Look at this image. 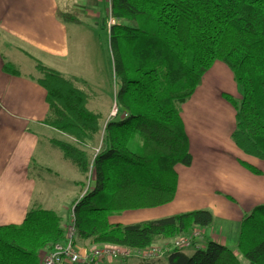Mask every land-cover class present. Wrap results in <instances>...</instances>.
Segmentation results:
<instances>
[{
    "label": "trees",
    "instance_id": "16d2710c",
    "mask_svg": "<svg viewBox=\"0 0 264 264\" xmlns=\"http://www.w3.org/2000/svg\"><path fill=\"white\" fill-rule=\"evenodd\" d=\"M110 11L119 22L108 40L117 86L114 117L104 124L87 108L92 90L82 80L38 64L36 82L49 106L43 124L70 138L50 143L76 166L83 187L89 179L72 208L76 243L139 250L213 222L208 210L129 225L111 224L108 217L174 199L176 167L192 161L180 106L215 62L229 68L240 92L239 100L221 95L235 110L231 140L243 154L264 161V0H110ZM57 17L77 22L70 11ZM3 71L18 74L10 64ZM90 144L98 145L97 153H89ZM65 229L55 212L31 207L20 225L0 226V264H40L42 251L65 240ZM237 252L249 264H264V206L244 216ZM168 264L241 263L227 247L208 242L190 256L170 251Z\"/></svg>",
    "mask_w": 264,
    "mask_h": 264
},
{
    "label": "crops",
    "instance_id": "0c3cea01",
    "mask_svg": "<svg viewBox=\"0 0 264 264\" xmlns=\"http://www.w3.org/2000/svg\"><path fill=\"white\" fill-rule=\"evenodd\" d=\"M59 11L74 13L77 22H63L57 17ZM110 13V0H0V226L20 225L27 211L37 206L60 216L65 229L72 206L87 190L89 179L83 187L84 179L76 166L50 143L51 139L69 137L43 124L49 106L45 89L36 82L41 77L37 65L86 83L92 90L87 108L102 115L98 95L103 81L97 72L83 70L71 52L70 33L80 36L83 29L99 26L108 41ZM4 64L13 66L18 74L4 72ZM112 81L115 84L113 69ZM233 90L237 93L231 94ZM115 93L116 89L112 107ZM223 93L240 99L229 68L215 62L191 98L180 106L192 161L190 166L176 167L174 199L159 207L111 215L109 223L129 225L208 210L212 224L194 228L200 237L183 253L190 256L208 242H215L238 255L244 216L264 206V161L243 154L232 142L235 110L222 98ZM111 106L108 115H102L104 124L111 119ZM93 145L86 149L95 154L98 145ZM239 162L261 174L248 172ZM54 180L62 183L54 184ZM173 239L157 240L151 246L169 245ZM103 264H168V253L147 261L132 255Z\"/></svg>",
    "mask_w": 264,
    "mask_h": 264
},
{
    "label": "built area",
    "instance_id": "2783aa9c",
    "mask_svg": "<svg viewBox=\"0 0 264 264\" xmlns=\"http://www.w3.org/2000/svg\"><path fill=\"white\" fill-rule=\"evenodd\" d=\"M109 29L112 25L119 23L114 19L111 13L108 16ZM116 114L114 107L111 116ZM98 150H96V153ZM73 208V206H72ZM72 208L70 212V224L66 227L65 240L59 242L40 258V264H103L107 262H118L132 255L138 257L142 261L158 258L159 256L169 253L172 250H184L194 245L195 240L200 237L197 230H192L189 234L175 237L169 245L150 246L145 249L134 250L130 248L101 245L90 246L88 248L79 247L75 241V229L73 226Z\"/></svg>",
    "mask_w": 264,
    "mask_h": 264
},
{
    "label": "rangeland",
    "instance_id": "374dc122",
    "mask_svg": "<svg viewBox=\"0 0 264 264\" xmlns=\"http://www.w3.org/2000/svg\"><path fill=\"white\" fill-rule=\"evenodd\" d=\"M70 45L72 54L76 56L77 60H79L83 70L89 74L97 72L101 77V80L103 81V86L101 88L103 89L98 95L101 102L99 111L104 115L103 117H106L110 106L113 105L112 92L117 88L116 84L112 81V66L106 34L99 26L92 29H83L80 36H76L71 32ZM236 91L233 90L231 94ZM114 107L116 108L114 105L112 110ZM65 139L68 141L70 140L66 137ZM96 145L97 144H94L93 146L95 147ZM88 150L90 153L91 149ZM58 181L59 180H54L53 182L54 184L62 183L61 181ZM38 184L42 185L43 182L39 181ZM77 245L82 248H88L83 245L80 240L77 241ZM237 257L241 264H249L241 255L238 254Z\"/></svg>",
    "mask_w": 264,
    "mask_h": 264
}]
</instances>
